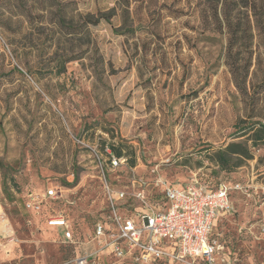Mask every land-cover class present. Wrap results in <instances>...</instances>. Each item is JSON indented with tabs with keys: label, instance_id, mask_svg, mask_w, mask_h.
I'll return each instance as SVG.
<instances>
[{
	"label": "rangeland",
	"instance_id": "rangeland-1",
	"mask_svg": "<svg viewBox=\"0 0 264 264\" xmlns=\"http://www.w3.org/2000/svg\"><path fill=\"white\" fill-rule=\"evenodd\" d=\"M253 1L242 91L212 0H0V264H76L96 223L110 222L109 190H125L120 211L134 214L194 173L254 185L214 231L231 264H264V141L248 129L264 123V0ZM118 142L114 165L107 144ZM234 142L248 155L221 170L207 148ZM58 214L74 241L48 224Z\"/></svg>",
	"mask_w": 264,
	"mask_h": 264
},
{
	"label": "built area",
	"instance_id": "built-area-1",
	"mask_svg": "<svg viewBox=\"0 0 264 264\" xmlns=\"http://www.w3.org/2000/svg\"><path fill=\"white\" fill-rule=\"evenodd\" d=\"M109 153L114 165L124 161ZM132 183L135 187L136 181ZM234 190L250 195V188L241 182L223 180L212 185L194 173L186 182L163 184L162 205L141 206L134 214L120 211L118 201L128 197L125 190H109L110 222H97L92 237L98 249L79 256L76 264H89L104 250L111 255L108 264H231V254L213 227L218 216L234 211ZM55 195L54 189L45 193V197ZM130 197L148 204V195L140 190H134ZM38 198L31 194L27 202L37 212L41 209ZM48 224L62 228L64 238L73 241L66 216H50Z\"/></svg>",
	"mask_w": 264,
	"mask_h": 264
},
{
	"label": "trees",
	"instance_id": "trees-1",
	"mask_svg": "<svg viewBox=\"0 0 264 264\" xmlns=\"http://www.w3.org/2000/svg\"><path fill=\"white\" fill-rule=\"evenodd\" d=\"M128 1V0H126ZM241 4L235 0H223L221 6V14H219V2L220 0H212L214 2V13L218 23V29L226 35L227 43L225 46V63L230 68L231 74L235 80V83L242 91H245L246 84L250 76V68L255 66L254 62V41L255 31L254 24L249 19V12L254 11L256 14L257 6L253 0H240ZM264 9V6H263ZM237 12V14H235ZM236 17V18H235ZM97 21H95L96 23ZM262 89L264 91V80L262 82ZM249 130L254 131L255 137L259 142L264 141V123H260V126L255 128L254 125L249 126ZM124 142L108 143L107 147L111 149L112 154L121 159L124 156ZM238 143H230L226 147L212 150L207 148L208 157L215 160L216 164L221 170L231 171L239 162L235 161V155H241L247 157L248 150L241 148ZM135 159L131 165H135ZM203 182L216 185L202 179Z\"/></svg>",
	"mask_w": 264,
	"mask_h": 264
},
{
	"label": "crops",
	"instance_id": "crops-1",
	"mask_svg": "<svg viewBox=\"0 0 264 264\" xmlns=\"http://www.w3.org/2000/svg\"><path fill=\"white\" fill-rule=\"evenodd\" d=\"M230 181H233V180H230ZM247 182H248V180H247ZM245 185L248 186L249 188H253V186H254L253 184L252 185L245 184ZM243 194H244V192H242V191H236V190H234L232 192V196H231V199H232L233 204L235 203V197L234 196L235 195H243ZM234 208H235V204H234ZM235 212H236V210L234 209V211L231 214L218 216L214 220L213 233L215 234V231L214 230H215L216 226L218 225V223L220 221L224 220L225 218H229V217L233 216L235 214ZM54 228L60 229L62 232H64V230L62 228H60V227H54ZM91 242L92 243H91L90 248H89L90 250L89 249L88 250L86 249V250H84V253H86L87 251L92 252V251L98 249V243L96 241H94L93 239H92ZM103 257L106 258V259H108V260L111 259V255H110V253H109L108 250H104L99 256H97V258H99V259L100 258H103ZM127 264H130V263H127Z\"/></svg>",
	"mask_w": 264,
	"mask_h": 264
}]
</instances>
